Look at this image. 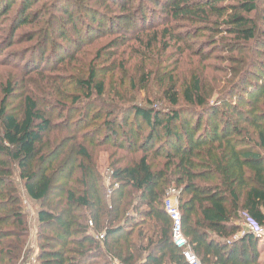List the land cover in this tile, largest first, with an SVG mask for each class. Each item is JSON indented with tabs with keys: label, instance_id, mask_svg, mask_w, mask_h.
<instances>
[{
	"label": "trees",
	"instance_id": "trees-1",
	"mask_svg": "<svg viewBox=\"0 0 264 264\" xmlns=\"http://www.w3.org/2000/svg\"><path fill=\"white\" fill-rule=\"evenodd\" d=\"M149 1L158 2L159 12L144 0H0V56L28 45L14 58L20 63L5 61L13 71L0 74V264H15L27 237L15 179L29 200L48 207L37 213L36 264H186L164 209L169 187L178 191L183 234L201 264H264V238L242 225L249 218L264 227V79L250 80L254 68L264 75V0ZM85 4V13H77ZM107 4L117 10L113 17L126 14L141 25L132 42L113 35L99 45L83 76L66 74L68 90L50 77L58 67L21 66L36 47L29 61L38 65L53 36L79 53L94 47V40H82L90 28L79 24L91 17L104 31L113 19L96 7ZM220 45L229 56L217 59ZM126 52L137 53L140 68L148 69L144 88L155 84L166 108L100 112V140V129L80 136L65 123L81 142L73 147V166L58 162L63 139L44 97L58 106L102 99V66L114 60L113 68ZM223 60L231 63L227 69L211 64ZM209 71L223 76L210 79ZM116 138L122 143L112 147L122 154L108 159L119 187L110 197L88 146L106 148ZM129 155L136 157L128 161Z\"/></svg>",
	"mask_w": 264,
	"mask_h": 264
},
{
	"label": "rangeland",
	"instance_id": "rangeland-1",
	"mask_svg": "<svg viewBox=\"0 0 264 264\" xmlns=\"http://www.w3.org/2000/svg\"><path fill=\"white\" fill-rule=\"evenodd\" d=\"M148 8H151L152 11H158L160 10V6L157 5L158 2H151L149 0H144ZM18 2V0H16ZM85 6H81L77 8V13H85ZM96 9L99 11H102L103 14L108 18H112L113 20H109V22H106V27L104 28V31H97L96 25H94V22H92L91 17L85 18V21L81 22L79 26H87L90 29L87 30V33H85V37H82V40L85 43H88L90 41L94 40V47H86L81 51L80 53L77 52V47L71 46L70 44H67L62 38H59L58 36H53L52 41H50V44L48 47H43L42 52L45 51V55L43 59L39 62L38 65H35L34 63H30L29 59L30 56H36L37 47L36 49L33 48L30 55H25V60L21 63V66H28L30 67V64L32 65L30 68L34 70V68H56L59 69L56 71H53L52 76H50L52 79H56V82L60 86V82L62 83L63 89L68 90V82L65 81L66 74H74L76 76H83L85 72L83 70H80L81 68L85 67L88 62H90L92 58V53L96 52V50L99 48V45H103L109 40H111V37L113 35H124L129 42L131 39L135 38V33L137 32V27L141 24L139 22H136L135 20L129 21L128 15H121V16H114L112 14H116L117 10H115L114 6L111 4H107V6H102L101 8L96 7ZM60 14V13H57ZM117 18V19H114ZM153 19V18H152ZM117 20V21H116ZM139 23V25L137 24ZM96 24V23H95ZM82 26V27H83ZM94 28V29H93ZM18 34L16 33L14 37H17ZM101 36H104V38H101ZM43 37V34L39 35L37 39ZM77 38V36L75 37ZM79 38V37H78ZM203 41V40H200ZM130 44V43H129ZM127 46V44H126ZM27 44H21L20 46L10 49L11 55L6 58V53L3 52L2 56H0V74L3 76L5 73L12 72L10 66L8 63L6 64L5 61L11 62L12 65L14 63H20V59H14L17 56V52L21 51L23 49H27ZM222 47L223 45H220L217 47V51H215L214 55H217V59L229 56V53H222ZM225 47V46H224ZM5 48V46L3 47ZM216 47L210 48V50H214ZM89 51V52H88ZM121 51V50H120ZM134 51V50H133ZM88 52V53H86ZM136 52V51H134ZM121 53V52H120ZM73 54V55H72ZM128 52H126V55ZM39 56H43L40 52L37 53ZM72 55V57H75V60L71 62L68 66L61 63L62 61H66L69 59H65L67 56ZM34 56V58H35ZM220 56V57H219ZM32 58V57H31ZM77 60V62H76ZM106 63L102 66L103 71L101 72L100 78H105V84H106V92L105 96L102 99H97L96 97H92L90 100L82 99V101L79 104H71L70 99L65 100V104H62L60 106H66L65 108H61L60 106L56 105V102L48 99V97H44V101L42 102L43 107H51L53 110V117L54 122L57 124L58 129V135L61 139H63V142L60 144V146L55 151V156H58L59 152H64L59 158L58 162H65L68 161V166L71 167L74 165V161L76 160V152L74 150V146L79 144L81 142L80 136L82 134H86L88 137H93L94 133L97 129L102 130V119H97L98 116H101L99 114L100 112L104 115L106 112H109L110 109L118 110L116 113L118 116H120V113H123L126 111V106L130 105H138L140 107H149L153 106L155 108L165 109V105L162 103V100L160 98L159 90L155 84H149L147 88H144L146 83L144 79H142L143 75H146L147 70H142L140 68V59L137 56V53L128 54L127 56L118 59L114 63V67L110 68L112 66V62L114 60L105 61ZM212 66H216V68L224 69L228 68L231 63L227 60L223 61H215L211 63ZM102 65V63H101ZM254 76H252L251 84L260 83V80L264 79L263 74H259L257 69H252ZM220 74V75H219ZM212 73L208 72V77L210 79L216 78V76H223L222 73ZM33 79V78H32ZM31 82H35L37 80H32ZM38 82V81H37ZM254 82V83H253ZM72 88V87H71ZM253 88H251L252 90ZM250 90V89H249ZM235 101V100H234ZM12 102L16 104V101L13 99ZM110 108V109H109ZM118 108V109H116ZM132 118V117H131ZM67 124L70 126V128L75 129L77 131H80L78 135V140L73 139L72 132L65 131L64 124ZM105 133L104 130H102V133L96 138L99 140L102 139L103 134ZM72 140V141H71ZM79 141V142H78ZM121 144L122 140L117 139L110 140L109 145L105 148H95L93 146H88V150L91 155L96 156V168L98 173L103 178V184L106 189V193L108 196H110L113 192V190L117 189L119 186L117 183L113 181L112 178V170L110 168L111 161L108 159V155L115 154L117 152V149L112 147L113 143ZM122 153L117 152V155H120ZM130 157H126V159L129 161V158L136 157L135 155H129ZM120 157V156H118ZM15 177H17L15 175ZM76 177V174L73 175V179ZM63 180H59L57 184H61ZM56 184V185H57ZM15 185L20 189V210L22 214L24 215L26 226H27V237L25 239V243L23 246V252L21 253L20 257L17 261H15V264H36V256L38 255V250L40 245H42V242L38 239V220H37V213L40 209L45 208L47 209V205L45 202L43 203H36L31 200H29L26 195L21 190L20 182H18L15 179ZM72 184H70L68 187H71ZM111 197V196H110ZM261 244L264 245V241H261ZM263 253H261L259 261H264V247H263ZM4 261L8 262V258H6ZM3 261V262H4ZM120 263V262H119ZM3 264V263H2ZM9 264V263H8ZM114 264V263H113Z\"/></svg>",
	"mask_w": 264,
	"mask_h": 264
},
{
	"label": "built area",
	"instance_id": "built-area-1",
	"mask_svg": "<svg viewBox=\"0 0 264 264\" xmlns=\"http://www.w3.org/2000/svg\"><path fill=\"white\" fill-rule=\"evenodd\" d=\"M164 209L171 221V238L173 245L181 252V255L186 264H201L200 260L194 254L191 246L189 245L186 237L183 234L181 215L178 207V191L174 187H169L166 190L164 198ZM92 226V223L89 222ZM246 231L251 232L258 238H264V227L258 225L256 222L249 218H245L242 223ZM98 240H103V235L96 236ZM114 264H120L117 260Z\"/></svg>",
	"mask_w": 264,
	"mask_h": 264
}]
</instances>
